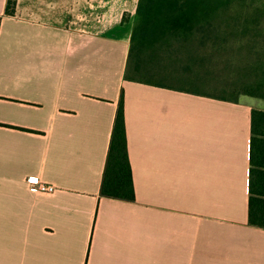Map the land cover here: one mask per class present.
<instances>
[{"label": "crops", "instance_id": "0c3cea01", "mask_svg": "<svg viewBox=\"0 0 264 264\" xmlns=\"http://www.w3.org/2000/svg\"><path fill=\"white\" fill-rule=\"evenodd\" d=\"M7 1L0 264H264L248 223L250 193L264 199V123L251 134L264 100L126 80L139 0H17L13 16ZM231 4L263 40L264 0ZM122 91L132 202L101 194Z\"/></svg>", "mask_w": 264, "mask_h": 264}, {"label": "trees", "instance_id": "16d2710c", "mask_svg": "<svg viewBox=\"0 0 264 264\" xmlns=\"http://www.w3.org/2000/svg\"><path fill=\"white\" fill-rule=\"evenodd\" d=\"M240 1L244 0H139L128 73L133 67L130 60L135 46L141 57L170 40L210 39L219 48L227 40H235L249 33L257 37L260 35L258 24L238 22L244 10L236 5ZM231 3H235L236 6H232L234 4ZM16 5L17 0L7 1L6 16L15 14ZM250 14L252 15L253 12ZM1 22L0 16V25ZM137 70L136 65V72ZM128 73H126V80L148 83V81L136 80ZM251 73L253 74L252 82L255 85L245 95L264 100V60L261 61L258 69ZM219 99L235 102L225 98ZM256 119L264 123V113L255 110L251 112L252 135L255 132L253 124ZM261 133L264 134V131ZM253 139L252 136L251 146ZM260 193L264 196V190ZM101 194L110 199L127 202L135 200L133 174L127 148L123 91L114 121ZM248 223L253 227L264 229V199L252 197V193L248 200Z\"/></svg>", "mask_w": 264, "mask_h": 264}, {"label": "rangeland", "instance_id": "374dc122", "mask_svg": "<svg viewBox=\"0 0 264 264\" xmlns=\"http://www.w3.org/2000/svg\"><path fill=\"white\" fill-rule=\"evenodd\" d=\"M254 37L229 39L219 48L210 39L170 40L141 57L135 46L128 75L236 101L254 87L251 72L264 60V40Z\"/></svg>", "mask_w": 264, "mask_h": 264}, {"label": "built area", "instance_id": "2783aa9c", "mask_svg": "<svg viewBox=\"0 0 264 264\" xmlns=\"http://www.w3.org/2000/svg\"><path fill=\"white\" fill-rule=\"evenodd\" d=\"M26 182L29 187L36 191L40 196L49 197L57 191V187L54 184L44 182L37 176L28 177Z\"/></svg>", "mask_w": 264, "mask_h": 264}]
</instances>
